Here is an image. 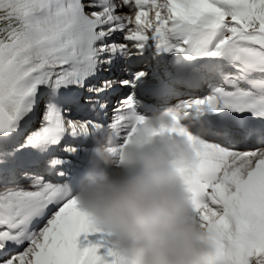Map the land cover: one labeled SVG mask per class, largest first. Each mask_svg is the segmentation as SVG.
<instances>
[{
	"label": "snow or ice",
	"instance_id": "obj_1",
	"mask_svg": "<svg viewBox=\"0 0 264 264\" xmlns=\"http://www.w3.org/2000/svg\"><path fill=\"white\" fill-rule=\"evenodd\" d=\"M168 109L207 264H264V0H0V264H119L70 185Z\"/></svg>",
	"mask_w": 264,
	"mask_h": 264
},
{
	"label": "clouds",
	"instance_id": "obj_2",
	"mask_svg": "<svg viewBox=\"0 0 264 264\" xmlns=\"http://www.w3.org/2000/svg\"><path fill=\"white\" fill-rule=\"evenodd\" d=\"M184 119L177 109L153 113L123 145L108 128L93 137L73 196L109 235L119 264H207L213 253L182 179L192 163L189 143L154 134Z\"/></svg>",
	"mask_w": 264,
	"mask_h": 264
},
{
	"label": "bare ground",
	"instance_id": "obj_3",
	"mask_svg": "<svg viewBox=\"0 0 264 264\" xmlns=\"http://www.w3.org/2000/svg\"><path fill=\"white\" fill-rule=\"evenodd\" d=\"M74 194V191H72V195Z\"/></svg>",
	"mask_w": 264,
	"mask_h": 264
}]
</instances>
